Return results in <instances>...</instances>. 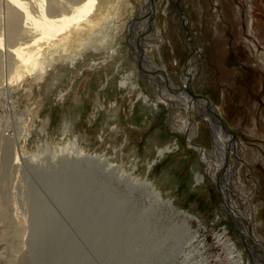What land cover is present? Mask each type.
Returning a JSON list of instances; mask_svg holds the SVG:
<instances>
[{"label":"rangeland","instance_id":"obj_1","mask_svg":"<svg viewBox=\"0 0 264 264\" xmlns=\"http://www.w3.org/2000/svg\"><path fill=\"white\" fill-rule=\"evenodd\" d=\"M148 1L119 0L115 22L122 26L116 40L104 44L111 45L108 52L88 49L78 63L63 55L39 82L27 76L8 87L7 70L0 73V133L5 139L24 127L15 151L0 149V200L12 224H0V264H230L217 239L225 229L221 240L236 239L233 209L221 211L222 187L229 204L250 209L264 245V0H153L151 16ZM138 41L159 44L146 53L157 66L166 64L176 83L191 68L193 91L217 107L230 128L236 146L217 171L219 192L205 172L216 168L219 156L212 153L205 167L187 144L224 159L221 143L213 145L200 113L165 104L160 84L147 80L158 75L157 66L142 59ZM127 73L132 82L121 87ZM184 116L198 126L192 140L177 131ZM168 143L179 149L158 158L157 148ZM90 156L109 164L89 162ZM114 165L124 170L122 178L109 172ZM199 173L202 184L194 180ZM127 177L137 186L122 180ZM14 203L27 216L24 238L15 228ZM183 220L193 231L185 235L201 237L200 252L194 239L179 252Z\"/></svg>","mask_w":264,"mask_h":264},{"label":"bare ground","instance_id":"obj_2","mask_svg":"<svg viewBox=\"0 0 264 264\" xmlns=\"http://www.w3.org/2000/svg\"><path fill=\"white\" fill-rule=\"evenodd\" d=\"M152 1L153 0H149L147 4L148 6H146L148 7V9H146V13L149 16L153 14V10L151 7ZM118 3L119 0H34L33 2H24V0H0V73L4 72V69L7 70L8 78L7 82L5 81L6 85H8V87H12L14 83L21 82L27 76L34 78L35 81H41L43 79V76L49 72V67L52 66L53 63L58 64L60 62L59 59L62 58L63 55L64 58L71 57V61L73 63H78L77 59L83 57L85 51H87L88 49L94 51L95 54H99L104 49L106 50V52H108L107 49L108 47L109 49H111V45H108L106 48H104V44L116 40L115 37L118 35V32L122 26L121 24L116 25L117 22H115L117 16L116 10H119V7L117 6ZM110 11H113V14H111ZM108 14H111V17L109 15L108 17L110 18L107 19L106 17ZM105 19V24L108 27L105 26L102 30H100L102 32L101 35L92 40V37L97 32L95 27ZM135 24L136 22L134 21L130 31L136 29ZM147 25L145 26V30L152 26L151 25L149 27ZM3 27L4 32L2 31ZM135 36L136 34L134 33L133 37ZM146 36H149V34H146ZM3 38H5V40ZM18 40L21 41L19 42ZM95 40L97 41V45L90 46V42ZM142 40L144 42V37H142ZM138 43L139 47L142 48L140 50L142 52V59L145 62H147L148 60L150 61L151 59L150 65L156 67L157 64L154 63L152 55L150 56L146 53V49L150 46L158 48L159 44H148L147 46L141 43V41H138ZM4 50L7 53V64H5V66L2 65L4 63L1 62V59H3L1 58V56L5 54L3 53ZM136 50L134 49L133 51L135 52ZM111 51L112 52L110 53L114 56L115 51ZM100 61L101 60H93L92 62L99 64ZM54 69H57L55 65L51 69V71H53ZM157 70V72H159L157 73L158 75H155V77L150 76V79L147 80L149 83L155 82L157 84H160V87L165 92V97H162L165 104L168 106H179L190 115L193 111L200 113L206 120L208 126L211 127L213 135V145L217 147L221 143L220 149L224 153H226V157L224 159L221 158V155H219L215 150L212 152L202 146L192 144L191 141L189 142V144H187L188 148H192L197 151V153L199 154V159L204 163L205 167H210L208 157L212 153H215L219 156V158L217 157L219 159V163L218 165H216V168L213 169L212 172H208L207 169L205 170L212 182L216 184L217 191L219 192L216 182L217 171L221 166H223V164L230 162L228 156L229 148H234L236 146V142L232 137V133L230 134V128L225 122L221 121L218 108L215 107L206 97H202L201 95L196 94L193 91L195 73L191 72V68L185 69L183 71L180 83H176L174 81V78L167 68V65L163 62L161 63V65L157 66ZM129 73H127L120 81L121 87H127L129 82H132L131 78H129L128 76ZM2 81L4 80L0 79L1 83ZM130 84L131 86H133L132 89H134L135 84ZM7 94L9 95V93ZM157 98H159V96ZM177 127L178 132L185 133L187 140H192L194 135L198 132V126L194 123V121H191L189 116H184V120ZM224 132H226V137H224L223 135ZM23 133V126L19 129L18 133H16L12 137H5L4 139V136L0 133V149H8L9 153L12 152L11 150L15 151L18 143L17 140L22 136ZM178 149L179 146L177 144L172 145L171 143H168L165 146L158 147L156 155L158 156V158L162 156L165 157L170 152ZM77 155L80 158H83L82 155L85 156V154L81 153L78 149ZM67 157H69V155ZM90 159L91 160L86 158V160H88L89 162L99 164L101 161H103L105 165L109 164L105 159L95 158L93 156H90ZM13 160L15 161V164L19 162L16 154ZM153 163L154 162L149 163L148 165H151ZM197 165V162L192 164V169H194V167ZM122 170L123 169H120L118 165H114L110 167L109 172H115L114 174H116L118 178H122L124 175V170ZM196 175H198L197 178L194 177L196 183L202 184L203 182H205V175L203 173H199ZM125 179L129 181L130 185L137 186L134 183L135 178L127 177L123 178L122 180ZM146 183V187L149 186L150 188H152L151 183ZM145 189L147 190V188ZM220 190L221 211L226 209L228 206H231V208L233 209L232 211L234 214H230L229 216L233 218L231 226L233 227L236 235L235 240L229 239L228 237L224 240H221V236L224 233L228 232V230L225 229L217 237L218 243L222 244L223 248L225 247L224 253L226 261H228L230 264H259L258 262L264 259V245L262 244L259 236L254 232V223L252 222L251 213H249L250 209L247 208L248 212H246L245 210H240L237 203L229 204V202H231L229 190L223 187ZM16 204L14 203L12 211V214L14 215L16 220H14L13 216L12 217L14 224L16 223L15 228H17L19 232L18 238H24L27 233V216H25L24 212L20 213V209L17 207L19 205ZM216 218L218 220V217ZM8 220H10V218L7 211L5 210V207L3 206L2 201L0 200L1 227L3 226L4 229H8L9 225H12L8 223ZM9 222H11V220ZM186 223L187 221L183 220V226H181L182 228L178 227L181 230V232L179 231L180 235L176 232V237H178L179 244L178 250L179 252L183 251L182 255L184 254V243L189 244V242L194 239L196 241V252H200L199 249L202 245V239L199 235H197L196 232L185 235V233H189L190 230L189 226ZM240 242L242 243V249H239ZM257 250H259V253ZM186 254L188 253L186 252ZM245 256H247L248 260L246 262L244 259ZM20 263L29 264L30 262L22 260ZM197 263L201 264L199 261Z\"/></svg>","mask_w":264,"mask_h":264}]
</instances>
